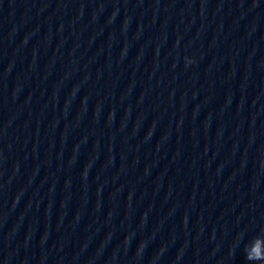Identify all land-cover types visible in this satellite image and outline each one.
<instances>
[{
	"label": "clouds",
	"instance_id": "clouds-1",
	"mask_svg": "<svg viewBox=\"0 0 264 264\" xmlns=\"http://www.w3.org/2000/svg\"><path fill=\"white\" fill-rule=\"evenodd\" d=\"M245 258L251 264H264V236L254 238L244 249Z\"/></svg>",
	"mask_w": 264,
	"mask_h": 264
}]
</instances>
